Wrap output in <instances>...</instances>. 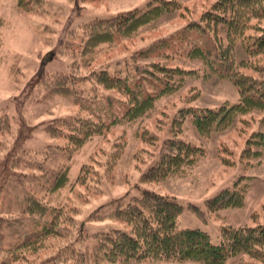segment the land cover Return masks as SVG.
<instances>
[{"label": "trees", "instance_id": "trees-1", "mask_svg": "<svg viewBox=\"0 0 264 264\" xmlns=\"http://www.w3.org/2000/svg\"><path fill=\"white\" fill-rule=\"evenodd\" d=\"M43 5L44 0H17L16 6L24 12H33ZM182 8L180 0H153L144 11L135 9L109 19L97 18L86 22L74 31L75 36L81 39V60L72 63L71 71L61 74L44 71L35 78L32 86L41 88L45 99L62 98L80 108L79 113L58 118L45 127L49 136L64 139V145L57 147L69 157L68 163L55 173L54 182L49 187L51 192L75 184L88 185L91 179L100 183L101 177L95 178L94 174L97 173L84 165L71 184V160L75 155L94 138L105 136L119 126H133L151 117L157 110L158 102L182 91L189 79L208 82L218 78L228 81L237 88L239 100L234 104L226 102L217 108L188 106L180 109L169 127L171 136L159 148L156 164L142 175L143 184L162 183L181 176L206 157L203 147L182 137L188 120L201 138L211 139L232 128L242 116L253 112L264 114V64L255 60L264 55V34L247 35L251 28L264 30L253 23L264 20V0H218L202 14L200 21H191L186 26V29H197L214 40L213 50L193 46L186 52L188 59L201 63L198 69L186 70L170 67L166 63L149 62L157 50L156 44L135 53L134 59L145 62L137 69L152 66L153 72L163 79L164 87L155 94L146 95L142 89L131 86L129 77L122 78L106 69L81 74V69L90 68L104 48L113 47L120 39L138 37L144 29ZM166 42L167 39L161 40L159 45ZM239 45H242L247 58L238 59ZM243 68L255 70L258 76L243 73ZM87 84H91L90 89L86 88ZM103 91L109 92L107 96L101 94ZM117 95L125 97L121 101L124 104L122 109H118L114 103ZM195 97L190 98V102L196 100ZM102 102L108 104L103 110ZM259 122L264 126V115ZM22 128L2 163L4 184L13 175V170L17 173L21 166L34 170L43 168L44 161L28 159L29 151L22 148V140L27 139L25 128ZM12 129L9 115L0 114V135L9 134ZM142 137L147 141L157 140L155 135ZM37 154L34 153V156ZM120 158H115L110 170ZM241 159L251 167L264 162V131H255L248 137ZM224 164L235 165L229 160ZM21 177L18 176V179L23 180L24 177ZM254 180L253 176L239 177L233 187L224 189L205 202L206 212L194 204H189L187 208L205 223L210 215L222 210L244 208ZM4 188L5 185L2 186ZM25 205L24 212L31 215L43 216L49 210V206L34 194L25 197ZM108 207V210L101 209L90 218L123 221L131 227L129 232L81 233L77 240L81 244L79 246L74 242L75 230L78 229L74 215L76 210L61 207L55 209L54 218L41 230L18 239L16 243L3 246L1 238L0 264H40L38 258L53 244L60 248V255L53 259L65 264H229L232 258L241 256L245 257H241L240 264H264V225L223 226L221 243L214 244L205 231L177 230L185 206L172 195L141 189L140 195H125ZM11 218L15 220L16 216L1 215L0 209V227Z\"/></svg>", "mask_w": 264, "mask_h": 264}, {"label": "rangeland", "instance_id": "rangeland-1", "mask_svg": "<svg viewBox=\"0 0 264 264\" xmlns=\"http://www.w3.org/2000/svg\"><path fill=\"white\" fill-rule=\"evenodd\" d=\"M152 1L44 0L43 7L33 12H24L17 8L23 14V22L29 29V36L32 39L27 47L17 49L18 55L12 68L11 83L8 86L9 90L6 91L8 98L0 100V114L7 113L13 124L11 133L0 135V209L1 215L16 216L15 220L11 218L0 227L3 246L16 243L18 239L41 230L54 218L55 209L61 207L76 210L74 215L78 221V229L75 230V243L81 237V233L90 235L111 230L129 232L131 227L123 221L111 218L93 220L90 217L95 212H101V209L108 210L109 204L125 195H140L141 189L176 197L185 206L177 230L205 231L214 244L221 243L223 226L264 225V162L255 167L241 162L248 137L255 131H264V126L259 122L263 113L253 112L242 116L232 128L214 135L211 139L201 138L188 120L185 124L186 132L182 137L194 145L203 147L206 157L181 176L162 183L141 182L142 175L156 164L160 146L171 136L169 127L180 109L188 106L217 108L226 102L233 104L238 102L237 88L230 82L218 78L208 82L189 79L182 91L159 101L157 110L151 117L133 126H119L105 136L96 137L89 142L71 160L70 181L73 184L81 167L88 165L97 173L94 174L95 178L101 177L100 183L91 179L88 185L75 184L58 192L49 190L54 182L55 173L68 163L69 157L64 150L57 147L64 145V139L49 136L45 127L58 118L79 113L80 108L62 98L45 99L41 88L32 86L33 81L44 71L69 73L72 63L81 60L79 55L81 39L74 34L80 25L97 18L109 19L135 9L144 11ZM180 1L183 8L176 14L162 18L144 29L136 38L120 39L113 47L104 48L90 68L81 69V74L106 69L122 78L129 77L131 86L142 89L146 95L155 94L164 87L163 79L153 72L152 66L137 69V66L145 62L133 58L135 53L145 51L154 44L157 45V50L149 62L166 63L170 67L186 70L198 69L201 63L188 59L186 52L193 46L213 50L214 40L197 29H186V26L191 21H200L202 14L218 0ZM253 23L264 29V20ZM263 34L264 30L255 28L247 32V35L252 36ZM165 39L169 45L166 43L159 45L160 41ZM237 57L239 60L247 58L242 45L237 48ZM255 60L264 64V55ZM242 72L258 76L257 72L250 68H243ZM86 88L90 89L91 84H87ZM108 93L101 92L105 96ZM193 96H196V100L190 102L189 99ZM122 100H125V97L117 95L114 103L118 109L124 108ZM100 105L103 110L108 104L102 102ZM22 127L25 128L24 133L27 137L21 142L22 148L29 151L28 159L44 161L43 168L34 170L21 166L17 173L13 170V175L8 177L4 184L2 163L8 154L9 146L15 141ZM142 135L146 137L155 135L157 140L147 141ZM36 152L38 154L34 156ZM118 156H121L120 160L110 170L111 163ZM227 160L235 165L224 164ZM18 176L24 179L19 180ZM241 176L255 178L244 208L222 210L218 214L210 215L207 223L187 208L189 204H194L206 212L205 202L224 189L233 187ZM4 185L5 188L2 189ZM30 194L41 198L49 206L45 215L24 212L25 197ZM77 245L81 246L80 243ZM59 255L60 248L53 244L51 249L41 254L38 262L65 264L53 259ZM241 257L232 258L229 264H240Z\"/></svg>", "mask_w": 264, "mask_h": 264}, {"label": "clouds", "instance_id": "clouds-1", "mask_svg": "<svg viewBox=\"0 0 264 264\" xmlns=\"http://www.w3.org/2000/svg\"><path fill=\"white\" fill-rule=\"evenodd\" d=\"M16 5L17 0H0V100L8 98L6 91L11 83L17 49L27 47L32 39Z\"/></svg>", "mask_w": 264, "mask_h": 264}]
</instances>
